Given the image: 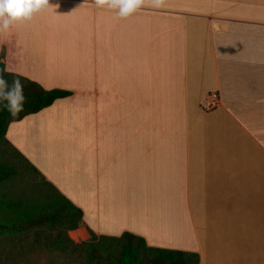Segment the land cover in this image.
Returning <instances> with one entry per match:
<instances>
[{
    "label": "crops",
    "instance_id": "crops-1",
    "mask_svg": "<svg viewBox=\"0 0 264 264\" xmlns=\"http://www.w3.org/2000/svg\"><path fill=\"white\" fill-rule=\"evenodd\" d=\"M50 4L0 34V55L73 95L6 137L83 211L77 231L264 264V0H168L129 19Z\"/></svg>",
    "mask_w": 264,
    "mask_h": 264
},
{
    "label": "trees",
    "instance_id": "trees-1",
    "mask_svg": "<svg viewBox=\"0 0 264 264\" xmlns=\"http://www.w3.org/2000/svg\"><path fill=\"white\" fill-rule=\"evenodd\" d=\"M0 75H3L9 84L14 78H19L27 98L24 110L14 118L0 106V156H3L2 147L8 146L30 165V169L26 171L17 170L9 161L3 162L0 159V213H5V217L0 219V235L16 234L25 237L30 231H34V241L37 244L47 243L62 254L76 255L82 264H200L198 253L152 247L147 244L145 238L131 232L110 237L99 236L90 231L89 240L74 242L68 232L82 225L83 211L47 181L6 137L11 123L36 114L58 99L72 96L73 92L60 88L47 90L35 81L8 72L4 50L0 55ZM26 174L39 175L41 178L28 186L29 190L37 192L35 196L28 192L16 193L7 186L13 178ZM108 243L115 247L108 249Z\"/></svg>",
    "mask_w": 264,
    "mask_h": 264
},
{
    "label": "clouds",
    "instance_id": "clouds-1",
    "mask_svg": "<svg viewBox=\"0 0 264 264\" xmlns=\"http://www.w3.org/2000/svg\"><path fill=\"white\" fill-rule=\"evenodd\" d=\"M92 3L98 9L113 12L120 19H129L146 7L159 10L168 6V0H92ZM53 7L50 0H0V34L32 21ZM26 99L24 85L19 78H14L9 84L0 75V106L10 116L14 118L24 110Z\"/></svg>",
    "mask_w": 264,
    "mask_h": 264
},
{
    "label": "rangeland",
    "instance_id": "rangeland-1",
    "mask_svg": "<svg viewBox=\"0 0 264 264\" xmlns=\"http://www.w3.org/2000/svg\"><path fill=\"white\" fill-rule=\"evenodd\" d=\"M2 148L4 149L2 152L3 156H0V159L3 162L9 161V163L16 166L17 170L23 169L26 171L30 169L29 163L16 155L10 147L3 146ZM17 177L8 183L9 189L21 194L23 192L32 193L34 196L37 194L36 191L29 190L28 186L41 180L39 175L29 176L26 174L18 175ZM114 216L118 217V213ZM4 217L5 213L1 212L0 219ZM68 234L76 243H81L91 238V234L84 238L77 229L69 231ZM34 240V231H30L25 237L16 234L0 235V264H82L76 255L62 254L47 243L41 245ZM106 246L108 249L115 247L111 243Z\"/></svg>",
    "mask_w": 264,
    "mask_h": 264
},
{
    "label": "built area",
    "instance_id": "built-area-1",
    "mask_svg": "<svg viewBox=\"0 0 264 264\" xmlns=\"http://www.w3.org/2000/svg\"><path fill=\"white\" fill-rule=\"evenodd\" d=\"M212 95H213V96H212ZM210 97H215V96H214V94H211ZM214 103H216V100H215V98H212V100H211V104L213 105Z\"/></svg>",
    "mask_w": 264,
    "mask_h": 264
}]
</instances>
